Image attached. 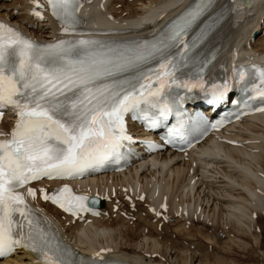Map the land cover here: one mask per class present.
Masks as SVG:
<instances>
[{"label":"snow or ice","instance_id":"obj_1","mask_svg":"<svg viewBox=\"0 0 264 264\" xmlns=\"http://www.w3.org/2000/svg\"><path fill=\"white\" fill-rule=\"evenodd\" d=\"M30 2L31 14L43 19L37 10L43 5ZM46 4L60 32L77 38L41 43L0 22V116L8 107L16 116L9 138L0 139V258L23 248L35 255L33 264H105L99 253L85 260L65 245L26 203L25 195H37L36 189L26 186L42 178L76 179L122 158L126 144L135 142L126 128L127 114L155 129L175 113L177 121L167 128L165 143H174L177 137L186 142L181 119L185 113L180 111L184 94L176 90L199 89L209 104L223 102L232 90L227 80L206 85L203 73L209 61L201 66L192 55L210 24L205 22L186 39L211 9L212 0H194L149 39L124 41L79 32L82 0ZM188 68L193 71L185 76ZM233 75L245 95L232 100L238 107L236 118L246 110L264 111V68L234 67ZM208 123L203 121L205 127ZM220 123L212 122L211 127ZM25 187L26 192L17 191ZM39 195L73 217L95 214L88 206L93 198L75 194L68 184L50 192L40 188Z\"/></svg>","mask_w":264,"mask_h":264},{"label":"bare ground","instance_id":"obj_2","mask_svg":"<svg viewBox=\"0 0 264 264\" xmlns=\"http://www.w3.org/2000/svg\"><path fill=\"white\" fill-rule=\"evenodd\" d=\"M185 1L86 0L80 12L90 26L105 29L118 24L125 28L123 30H133L146 18L155 21L159 18L156 23L146 26L149 31L154 25L163 23ZM247 1L250 7L242 0H232L234 19L220 39V46L230 55V62L246 55L264 60V48H258L264 46V37L252 38V33L263 27L260 19L264 18V0ZM137 3L138 9L135 8ZM0 7L4 11L0 12L4 22L18 26L32 38L50 41L61 35L50 18L37 19L29 14V0H0ZM251 11L253 14L249 15ZM15 119L14 114H8L0 127L8 130ZM130 128L137 133L135 138L143 134L133 122ZM233 129L245 144L236 146L212 142L183 156L173 157L161 152L148 163L140 162L129 167L127 173L104 171L89 177L90 180L76 182L80 193L95 195L103 202L96 215L74 219L38 197L32 199V204L39 216H48L56 224L74 249L76 239L77 246L81 247L102 246L105 241L116 253L137 264H223L224 260L222 263L210 262L200 254L208 243H216L226 231L205 232L202 221L209 222L210 228L216 229L224 216L228 227L237 234L249 235L256 243L257 234L251 230L255 220L251 214L255 213L257 218L264 211V114H255ZM134 146L139 147L140 142L135 141ZM145 157L146 154L139 150L137 160ZM59 184L43 180L32 185L50 191ZM123 185H128L134 193L131 201H127L126 193L120 190ZM111 187L115 189L114 195L107 193V188ZM136 191L144 192L147 199L138 201ZM121 195L123 198L120 199ZM163 198L165 209L160 207L159 200ZM216 199L218 201H214ZM148 201L154 206L153 212L148 211ZM140 204H145V207H139ZM159 212L160 216L156 217ZM163 215L165 220H162ZM89 217L90 220L85 222ZM200 218L203 225L193 227ZM168 222H171L170 230ZM178 238L189 241L184 244ZM200 241H204L205 246H199ZM187 242H192L194 247L188 246ZM220 248L224 246L221 244ZM152 253L156 255L152 256ZM33 259V253L20 248L1 263L31 264Z\"/></svg>","mask_w":264,"mask_h":264},{"label":"rangeland","instance_id":"obj_3","mask_svg":"<svg viewBox=\"0 0 264 264\" xmlns=\"http://www.w3.org/2000/svg\"><path fill=\"white\" fill-rule=\"evenodd\" d=\"M139 7L140 6L138 3L135 4V8L138 9ZM0 12H4V11H2V7H0ZM251 13L253 14V11H251ZM262 22H264L263 17L260 19V23L263 25V27L257 33L254 32L252 34V38H254L255 40L260 38V37L261 38L264 37V23H262ZM263 40H264V38H263ZM258 48H264V46L263 47L258 46ZM180 161H182V160H180ZM197 172H199V170ZM186 182H187V179H186ZM234 193H236V192H234ZM121 198H122V196H120V199ZM214 201H218V200L216 199ZM125 206H127V205H125ZM138 206L139 207H145V206H143V204H140ZM132 207H134V206H132ZM132 217H134V219H136V216H132ZM224 218L225 217L223 216V218L220 219L219 226H218L219 228H216V229L210 228L211 224L209 222L206 223L205 220L202 221L204 223V225L201 224L202 223L201 218L195 222L196 224L193 227L203 225L204 226L203 230L205 232H207V231L208 232H216V231H223V230L226 231L225 233L220 235V237H219V239H217L216 243H213V242L208 243V247L205 248L206 250L204 249V251H202L200 255L202 257H206L210 262L215 261V262L222 263V261L224 260L225 262H223V264L224 263L225 264H264V211L261 212V215H259V216L257 215V218H256V216L252 217L255 221L253 223L254 225H253V228H251V230H253V233H254V231L256 232V233H254L255 235L257 234L256 235V238H257L256 243L254 240L251 239V237L249 235H245V234L243 235L240 233L237 234L234 231V229H231L230 226L228 227L229 224L226 225L224 223L225 222ZM165 219H166L165 216H162V220H165ZM135 222L136 221H134L132 223H135ZM168 226H170V228L168 227V230H170L171 229V222H168ZM235 234L237 235V237ZM174 236H175V234H173V237ZM228 236L232 237V238L234 237V238L233 239L231 238L232 239L231 240L230 238L229 239L227 238ZM178 239L182 240L181 238H178ZM239 239L241 242L239 241V243H238ZM233 240H235V241H233ZM182 241L184 242V244H186V241H189V240H182ZM242 241H244V242H242ZM220 242H222V243H220ZM204 243H205L204 241H200L199 246H202V245L205 246L206 243L205 244ZM217 243H219V244H217ZM221 244L224 246V248H220ZM189 245H192V247H194V244L192 242H189L188 246ZM243 246L244 247L246 246V247L244 248Z\"/></svg>","mask_w":264,"mask_h":264}]
</instances>
